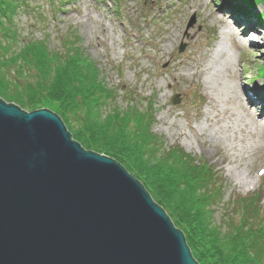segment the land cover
<instances>
[{"label":"rangeland","instance_id":"1","mask_svg":"<svg viewBox=\"0 0 264 264\" xmlns=\"http://www.w3.org/2000/svg\"><path fill=\"white\" fill-rule=\"evenodd\" d=\"M120 1V13L113 0H27L28 6L21 2L13 19L19 36L13 48L25 39L44 36L52 54L53 48L63 49L61 34L76 33L84 57L100 72L96 76L82 63L79 73L118 88L116 103L124 112L126 97L132 96L143 111L144 102L151 101V111L147 108L151 127L145 134L132 118L123 117L120 122L141 136L154 134L169 145L179 144L214 166L226 184L225 200L230 195L256 192L263 204L264 101L260 99L263 87L259 78L264 67L263 44H249L243 31L247 22L240 21V14L234 20L220 12L229 0ZM255 2L251 9L255 18H248L256 24L257 36L264 33V18L256 20L264 15V1ZM57 5L61 7L56 9ZM192 15L196 23L186 38L184 29ZM181 40L186 45L179 53ZM217 42L219 52L214 51ZM50 58L40 56L38 61L45 65L47 60L45 67L49 66L50 72L59 71V65L48 64ZM27 74L33 84L43 78L33 64ZM175 94L180 98L178 104L171 102ZM45 98L47 109L60 107L58 99ZM71 106L76 109L75 101ZM220 213V209L214 212L215 223L221 220Z\"/></svg>","mask_w":264,"mask_h":264},{"label":"water","instance_id":"2","mask_svg":"<svg viewBox=\"0 0 264 264\" xmlns=\"http://www.w3.org/2000/svg\"><path fill=\"white\" fill-rule=\"evenodd\" d=\"M194 23L193 15L185 34ZM0 264L198 262L119 162L84 149L46 107L0 98Z\"/></svg>","mask_w":264,"mask_h":264},{"label":"trees","instance_id":"3","mask_svg":"<svg viewBox=\"0 0 264 264\" xmlns=\"http://www.w3.org/2000/svg\"><path fill=\"white\" fill-rule=\"evenodd\" d=\"M255 1H225L224 9L254 17L251 9ZM21 2L28 4L27 0H0V97L28 111L45 107V97L58 99L60 107L52 111L62 118L72 137L84 149L119 162L145 187L183 232L198 264H264V203L261 204L258 193L230 195L225 200L226 184L214 166L195 158L178 144L168 145L158 135L141 136L132 131L122 118L134 119L145 134L151 127L147 115L151 101L144 103L143 111L129 91L131 97H126L124 112L116 103L118 88L79 73L82 63L96 76L100 72L96 64L84 57L76 33L61 34L63 49L53 48L52 54L44 36L25 39L13 48L19 41L13 19ZM263 18L261 15L256 20ZM40 56L47 60L51 56L48 64L61 69L50 72L49 66L45 67L47 60L45 65L38 61ZM72 63L81 67L76 64L73 68ZM30 64L43 75L35 84L27 80ZM74 101L76 109L71 106ZM219 209L221 220L215 223L213 215Z\"/></svg>","mask_w":264,"mask_h":264},{"label":"bare ground","instance_id":"4","mask_svg":"<svg viewBox=\"0 0 264 264\" xmlns=\"http://www.w3.org/2000/svg\"><path fill=\"white\" fill-rule=\"evenodd\" d=\"M223 33V32H222ZM254 33H249L248 35L250 36H248V38H247V41L248 40H250L249 41V44H251V43H259V42H261V44H263V46H264V33H263V35H262V33H261V35L260 34H257V36H255V35H253ZM252 40V41H251ZM258 46V45H257ZM218 50H220V42H217V47L214 49V51L215 52H219ZM207 83H209L208 81H206ZM252 91V93H250V91H249V93H250V95L252 96V94H253V90H251ZM250 96V98L252 99L253 97H251ZM247 102H248V100H247ZM247 102H245V104L246 105H248V103Z\"/></svg>","mask_w":264,"mask_h":264}]
</instances>
